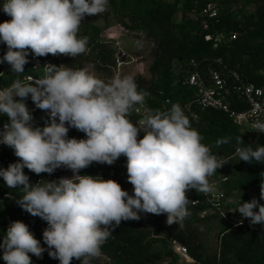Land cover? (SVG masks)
Returning <instances> with one entry per match:
<instances>
[{"label": "clouds", "instance_id": "obj_1", "mask_svg": "<svg viewBox=\"0 0 264 264\" xmlns=\"http://www.w3.org/2000/svg\"><path fill=\"white\" fill-rule=\"evenodd\" d=\"M108 3L4 0L0 7L11 19L0 23V42L7 46L0 63L9 64L19 77L29 63V50L34 57L84 53L88 39L78 36L80 25L85 16L105 12ZM44 69L41 78L27 83L17 78L0 89V115L8 117L0 130V144L12 148L19 158L0 168V177L7 187L19 188L23 210L47 223L43 241L51 258L60 264H71L74 258L80 264H92L122 221L139 220L141 212L166 214L168 225L183 227L190 215L187 191L215 192L209 177L228 161L202 143L204 137L191 127L179 104L150 111L135 124L129 116L149 93L138 91L133 78L116 76L106 82L87 68L63 64H46ZM29 95L37 108L49 114L43 127L33 124L25 103ZM70 127L86 138H69ZM254 128L264 133V122L256 121ZM141 132L143 137L138 139ZM230 139H217L216 147ZM236 144L240 161L264 163V146L254 149L242 137H237ZM122 155L127 158V179L134 195L115 180L79 174L93 162L112 165ZM24 168L37 175L66 168L73 176L31 184ZM260 199L264 200V181ZM236 211L252 226L264 224V204L256 198L240 203ZM0 249L6 264H32L29 253L41 258L45 251L22 221L9 225Z\"/></svg>", "mask_w": 264, "mask_h": 264}, {"label": "trees", "instance_id": "obj_2", "mask_svg": "<svg viewBox=\"0 0 264 264\" xmlns=\"http://www.w3.org/2000/svg\"><path fill=\"white\" fill-rule=\"evenodd\" d=\"M211 1L109 0L105 12L85 16L80 25L78 36L88 39L84 53L76 57L62 54H59V57L51 54L34 57L29 50V63L25 65L24 73L19 77L12 73L9 64L0 63V75L4 74L1 83L7 88L17 78L21 80L28 77L41 78V75L33 70L32 64L44 61H50L57 66L67 65L73 69H88L91 65L97 64L98 71H108L115 55L110 52H96L100 47L97 40L101 35L97 23L107 21L114 15L126 31L145 34L151 44L150 54L145 60L148 74L136 73L127 76L134 79L138 91L149 93L142 105L151 111L167 110L165 102L168 99L180 107H185L191 101L193 92L183 87L182 81L186 76L184 66L192 60L222 59L229 69L239 74L244 83L264 87V0H245V5L237 10H233L234 0H215L221 1L223 13L210 33H225L229 36L217 49L214 48L212 41L205 40L208 33L202 30L197 20L201 9ZM252 4H255V9L247 11L246 7ZM2 14L3 22L11 19L3 11ZM178 14L181 15L180 23L176 22ZM233 34L237 35L236 40L231 38ZM6 51V44L0 42V58ZM178 65L182 70L179 77L176 74ZM28 100H32L30 95L25 101ZM232 106L239 111L248 109V106L236 97L232 98ZM200 116L198 132L204 137L202 143L209 146L213 154L228 160L227 164L217 170V176H228L230 183L232 176H240L242 178L239 181L240 192L247 189V184L260 187L261 181H264V175H261L264 173V163L240 161L235 149L237 137H242L245 145H252L255 149L258 144L264 146V135L242 132L226 115L218 111H205L200 113ZM129 119L137 124L140 117L132 111ZM68 137L78 140L86 138L83 132L71 127ZM227 137L231 138L228 144L216 147L217 139ZM18 161L19 158L15 156L12 148L0 152V168H7L10 163ZM110 169L111 165L93 162L80 170L79 174L106 178ZM23 171L31 184L40 180L55 181L59 175L66 172L73 175L72 171L66 168H59L57 175L54 174L56 170L51 175L47 173L37 175L27 168ZM115 181L129 195H134L133 185L128 182L127 175ZM190 190L195 192L191 199H201L202 205L190 209V215L184 219L183 227L178 224L168 225L166 214L144 213L139 220L122 221L105 241L101 255L93 259L92 264H160L169 260L180 264L182 259L177 258L179 254L173 242L187 248L189 257L197 264H264V224L252 226L247 218L243 220L238 211H235L234 215L243 222L234 227L225 221L219 235L218 253L214 256L206 255L200 239L199 223L206 219L201 215L210 210L211 206L195 189ZM21 195L19 188L7 187L0 177V243L9 225L14 221H22L28 225L34 237L46 245L43 241V231L47 223L21 208L18 203ZM228 195L227 193V199ZM223 207L228 215L232 214L229 204H223ZM214 217H221L220 212H215ZM29 255L32 264L35 262L41 264V260L36 256L31 253ZM55 260L60 264L58 259L51 258L52 264H55ZM0 264H6L3 260V249H0ZM71 264H80V261L74 258Z\"/></svg>", "mask_w": 264, "mask_h": 264}, {"label": "built area", "instance_id": "obj_3", "mask_svg": "<svg viewBox=\"0 0 264 264\" xmlns=\"http://www.w3.org/2000/svg\"><path fill=\"white\" fill-rule=\"evenodd\" d=\"M4 0H0V6H2ZM223 13L221 1L212 0L204 8L201 9L198 21L204 32L208 34L205 37L207 42H213L214 48L217 49L225 42L229 36L225 33H210L214 24L218 21ZM2 7H0V23H3ZM233 40L237 39V35H231ZM59 55V54H58ZM59 57V56H58ZM39 64V67L36 65ZM46 64H51L50 61H44L43 63H33V70L41 75H44ZM186 76L182 81V86L190 89L193 92V98L191 101L181 107L185 115L189 118L191 127L199 131L201 116L200 113L205 111H218L226 115L242 132L264 135L259 133L254 124L256 121L264 122V87H256L252 84H246L242 81L239 74L229 69L222 59H205L203 61L192 60L185 64ZM181 66H177L176 74L180 76ZM3 73L0 75V89L6 88L1 83ZM35 77L25 78L24 82H29ZM238 98L241 102L248 106L247 110L239 111L232 106V98ZM27 107L33 115L34 126L43 127L49 120V114L45 110H41L36 107L32 100L25 101ZM168 109L171 108L172 102L170 99L165 102ZM151 110L145 106L137 109L136 115L140 117L137 124L141 123L146 115ZM8 122V117L0 115V130L3 129V125ZM143 137V133H140V138ZM10 147L0 144V152ZM127 158L125 156L119 157L114 164L111 165V169L105 180H119L127 175L126 169ZM210 183L214 184L215 192L211 194H201V197L206 200L207 204L211 206L208 211L220 212L221 218L234 227L239 226L240 219L234 215V211L231 210V215L226 213L223 204H228L227 190L229 186L230 178L228 176H217V172L209 177ZM195 194L194 190H188L186 195L190 200L188 204V211L191 208L199 207L202 205V201L199 198H192ZM207 211L203 213L206 215ZM223 216V217H222ZM204 217V216H203ZM173 246L176 252L183 258L189 257L187 248L181 246L177 242H173ZM34 264H39L35 262Z\"/></svg>", "mask_w": 264, "mask_h": 264}, {"label": "rangeland", "instance_id": "obj_4", "mask_svg": "<svg viewBox=\"0 0 264 264\" xmlns=\"http://www.w3.org/2000/svg\"><path fill=\"white\" fill-rule=\"evenodd\" d=\"M232 3L233 10H237L245 5V0H234ZM254 9L255 4L248 5L246 7L247 11H252ZM176 22H181L180 14H178ZM97 27L101 30V35L97 40V44H99L100 47L96 52H110L115 56L112 59V65L109 67L108 71H98L96 67L97 64H95L88 68L90 72L106 82L110 81L116 76H132L136 73L145 75L148 74L145 60L150 54L151 44L146 39L145 34L126 31L120 25L118 19L114 15L110 16L107 21L98 22ZM58 56L59 55H56V57ZM141 106L142 105H136L132 111L136 113L137 109L141 108ZM54 174H59V169L56 170ZM59 176L60 177L56 180H59L61 177L71 178L73 175L69 172H66ZM241 179L242 178L238 175L232 176V182L229 183V186L226 188L227 193L229 194L228 204L231 206V210L235 212L240 203L250 201L253 198H256L261 204H264V200L260 199V187L257 185L247 184L246 187H248L244 192L239 191V181ZM142 214L144 213H140V219ZM214 214L215 211H207L206 215H201L202 218H206L207 220L205 219L199 223L200 239L204 246V252L208 256H214L218 253L219 235L225 224V220H223L221 217H214ZM244 219L246 218H243V220ZM41 246L45 248L42 257L38 258L41 260V264H52L51 257L48 255L47 245L41 244ZM177 258L184 260H181L180 264H197L190 257L183 258L181 255H179ZM56 261L57 260L54 262L55 264H57ZM160 264H175V262L169 260L163 261Z\"/></svg>", "mask_w": 264, "mask_h": 264}]
</instances>
